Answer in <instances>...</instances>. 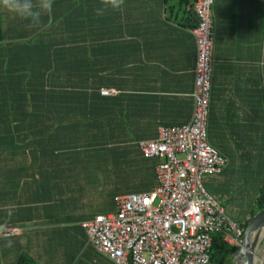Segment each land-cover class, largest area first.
<instances>
[{
	"label": "crops",
	"instance_id": "1",
	"mask_svg": "<svg viewBox=\"0 0 264 264\" xmlns=\"http://www.w3.org/2000/svg\"><path fill=\"white\" fill-rule=\"evenodd\" d=\"M192 2L124 0L121 10L97 17L98 0H53L39 26L0 8V224L8 217L0 232V264H115L92 247L79 223L113 212L118 194L149 191L160 159L143 157L137 142L155 138L158 126L190 120ZM209 14L206 141L230 161L244 148H257L264 164V0H213ZM53 33L64 42H50ZM72 34L82 41L68 43ZM39 35L44 37L37 40ZM50 50H59V64L51 63L60 68V83L68 81V52L75 51L82 63L74 65L76 73L97 87L84 110L92 115L85 135L76 127L83 108L69 112L67 92L55 93L59 106L20 105L29 101L20 90L26 78L21 62L34 76ZM101 88L111 91L100 94ZM87 141L93 145L84 153L69 150ZM104 165L126 174L117 178L133 191L108 190L109 200L102 201L100 174L92 171ZM223 172L228 169L217 175ZM6 238L11 247L4 246Z\"/></svg>",
	"mask_w": 264,
	"mask_h": 264
},
{
	"label": "built area",
	"instance_id": "2",
	"mask_svg": "<svg viewBox=\"0 0 264 264\" xmlns=\"http://www.w3.org/2000/svg\"><path fill=\"white\" fill-rule=\"evenodd\" d=\"M210 5L208 0L192 2L196 50L190 120L158 126L155 138L137 142L143 157L160 159L154 166V185L147 192L116 195L113 212L79 223L92 247L115 264H208L213 233L228 245L241 244L243 227L224 214L201 183L203 175L219 173L225 163L205 137Z\"/></svg>",
	"mask_w": 264,
	"mask_h": 264
},
{
	"label": "trees",
	"instance_id": "3",
	"mask_svg": "<svg viewBox=\"0 0 264 264\" xmlns=\"http://www.w3.org/2000/svg\"><path fill=\"white\" fill-rule=\"evenodd\" d=\"M196 20V18H195ZM52 25H49L48 28H54L56 25L57 20H51ZM47 30V29H46ZM54 30V29H52ZM58 30V29H57ZM56 39H51L50 42H56L57 44L60 41L64 42V39H60L59 34L53 33ZM37 40L40 38L44 37L43 35L36 36ZM39 38V39H38ZM68 43H79L81 38L77 35H69L68 36ZM20 43H27L24 42V40L21 38ZM50 52L51 58L48 59V53ZM47 51V55L44 56V58L40 61L37 62L36 64V69L34 76L31 75V72L29 76L26 73L27 71L25 70L27 67L24 65L23 62H21L20 65V76L23 78V76H26L25 78V83L22 84L20 83V90L21 93L29 94V101H27L25 98L20 100V105L21 106H59V99L58 97L55 98V93L61 90V92H67L68 98H67V105L69 107V112H72L75 108H83V113H81L79 116L81 120L79 124L76 125V127L79 128L81 131L80 133L82 135L86 134L87 131V125L91 123L92 115L89 112L84 111L85 109L89 108L92 106V95L96 92V86H93L91 83L81 81L83 77H80V73H76L78 70H76L75 66L76 64H80L79 66L82 67V63L77 62L78 54L75 51L68 52L69 60L68 63L72 64L68 68V81L66 83L64 82H59V74H60V68L58 65L54 66L52 63H57L59 64L58 60V53L59 50H50ZM42 53V52H39ZM45 59V60H44ZM52 62V63H51ZM49 63H51L50 68L48 67ZM82 71V70H81ZM83 72V71H82ZM28 76V79H27ZM32 78H34L32 80ZM29 80V81H27ZM56 93V94H58ZM51 95V96H50ZM34 96V98L32 97ZM73 114H70V117ZM87 118V119H85ZM70 130H75L72 131L71 133H75L76 129L69 127ZM78 130V129H77ZM80 136V135H79ZM78 136V137H79ZM77 140V139H76ZM75 141V140H74ZM93 141H87V142H81L80 146L79 144L77 146H69V150L73 149L77 151V153H84L83 150H89V146L93 145ZM95 146H93L91 149L94 150ZM264 206V179L261 181L253 199V211L249 215V217L242 223L240 224L242 227L245 226L247 223L248 219L259 209H261ZM235 246H231L226 244L223 240L222 237L219 233H213L211 235V245L209 249V261L208 263H214V264H221L224 261L231 260L232 255L234 252Z\"/></svg>",
	"mask_w": 264,
	"mask_h": 264
},
{
	"label": "rangeland",
	"instance_id": "4",
	"mask_svg": "<svg viewBox=\"0 0 264 264\" xmlns=\"http://www.w3.org/2000/svg\"><path fill=\"white\" fill-rule=\"evenodd\" d=\"M258 149L244 148L241 150V156L233 157L235 161H230L225 157L226 162L222 168H227L228 172L217 174H206L201 178V183L208 193H211L216 202L222 207L224 214L236 224H242L253 211L254 195L260 185L261 178L264 175V164L262 159L257 156ZM101 164H97L99 166ZM95 168L101 178L100 186L102 201L107 202L110 197L106 193L114 191L122 193L133 191L135 187H130L123 180L106 168ZM97 174V173H96ZM223 176V177H222ZM126 179V178H125ZM156 203V201H155ZM154 203V205H155ZM264 258V232L262 233L255 248V260L253 264H262ZM214 264V263H208ZM221 264H235L233 260L224 261Z\"/></svg>",
	"mask_w": 264,
	"mask_h": 264
},
{
	"label": "clouds",
	"instance_id": "5",
	"mask_svg": "<svg viewBox=\"0 0 264 264\" xmlns=\"http://www.w3.org/2000/svg\"><path fill=\"white\" fill-rule=\"evenodd\" d=\"M209 4L212 0H208ZM124 5V0H98L94 6V14L97 17L121 10ZM0 8L9 13L14 14L20 20L28 21L32 26H39L43 23V17L50 15L53 10V0H0ZM6 217V222H7ZM5 224H0V232L5 231ZM13 241L6 238L5 247H11Z\"/></svg>",
	"mask_w": 264,
	"mask_h": 264
},
{
	"label": "water",
	"instance_id": "6",
	"mask_svg": "<svg viewBox=\"0 0 264 264\" xmlns=\"http://www.w3.org/2000/svg\"><path fill=\"white\" fill-rule=\"evenodd\" d=\"M264 232V206L257 210L243 227L241 244L234 248L232 260L235 264H253L255 248Z\"/></svg>",
	"mask_w": 264,
	"mask_h": 264
}]
</instances>
